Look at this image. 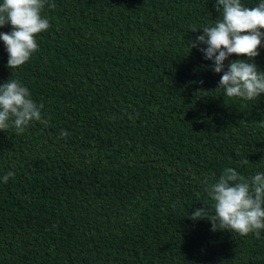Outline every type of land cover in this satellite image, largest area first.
<instances>
[{"label": "trees", "instance_id": "16d2710c", "mask_svg": "<svg viewBox=\"0 0 264 264\" xmlns=\"http://www.w3.org/2000/svg\"><path fill=\"white\" fill-rule=\"evenodd\" d=\"M50 2L23 66L0 41V83L19 79L45 121L0 131V177L15 173L0 179V264H264V231L190 219L214 214L205 181L225 168L264 172V94L227 97L189 47L216 0ZM252 62L264 71V47Z\"/></svg>", "mask_w": 264, "mask_h": 264}, {"label": "clouds", "instance_id": "9594fccd", "mask_svg": "<svg viewBox=\"0 0 264 264\" xmlns=\"http://www.w3.org/2000/svg\"><path fill=\"white\" fill-rule=\"evenodd\" d=\"M45 6L54 8L50 0H3L0 3V28L10 24L11 30L0 32L8 53L7 67L23 66L39 51L36 34L51 27L43 15ZM215 8L221 18L202 28V35L191 41L189 47L198 48L207 60L213 61L212 70L223 73L217 87L225 90L229 98L257 100L264 94V71L252 62L264 47V0L255 7H246L241 0H216ZM197 26L191 27L196 32ZM206 45V47H199ZM232 54L245 59L231 60L225 70V61ZM200 83H203L202 81ZM43 105L35 102L30 90L19 79H8L0 83V131L14 128L23 134L33 121L42 120ZM69 133L62 130L61 136ZM248 160L245 159L244 163ZM13 171L0 177L7 183L14 177ZM205 191L212 202L214 214L207 209H196L190 219H208L212 231L236 232L260 238L264 231V172H257L250 179L231 167L225 168L213 183L205 181Z\"/></svg>", "mask_w": 264, "mask_h": 264}]
</instances>
